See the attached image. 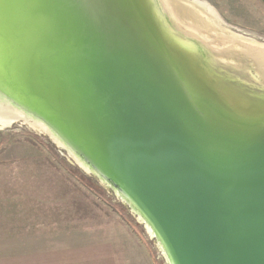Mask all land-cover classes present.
<instances>
[{"label": "water", "instance_id": "95a60500", "mask_svg": "<svg viewBox=\"0 0 264 264\" xmlns=\"http://www.w3.org/2000/svg\"><path fill=\"white\" fill-rule=\"evenodd\" d=\"M33 1L0 0L1 16L36 19L21 27L40 38L22 51L28 85L173 264H264V127L231 135L207 119L121 0Z\"/></svg>", "mask_w": 264, "mask_h": 264}, {"label": "bare ground", "instance_id": "6f19581e", "mask_svg": "<svg viewBox=\"0 0 264 264\" xmlns=\"http://www.w3.org/2000/svg\"><path fill=\"white\" fill-rule=\"evenodd\" d=\"M30 8L34 1L22 6ZM152 49L165 59L180 79L191 103L231 135H246L264 127V41L238 34L203 0H121ZM23 8V9H24ZM20 15H0V127L25 122L46 133L79 166L112 190L133 210L147 232L158 240L167 263L173 260L157 230L137 205L90 163L74 145V134L58 112L31 90L22 58L35 31L21 28L33 23ZM60 120V122L58 121ZM66 130L70 134L66 135ZM66 135V136H64ZM66 137H69L66 138ZM86 158V159H85Z\"/></svg>", "mask_w": 264, "mask_h": 264}, {"label": "rangeland", "instance_id": "374dc122", "mask_svg": "<svg viewBox=\"0 0 264 264\" xmlns=\"http://www.w3.org/2000/svg\"><path fill=\"white\" fill-rule=\"evenodd\" d=\"M238 34L264 41V8L258 0H203ZM3 178L57 175L91 212L126 264H168L158 240L109 188L87 173L49 135L25 122L0 127Z\"/></svg>", "mask_w": 264, "mask_h": 264}, {"label": "crops", "instance_id": "0c3cea01", "mask_svg": "<svg viewBox=\"0 0 264 264\" xmlns=\"http://www.w3.org/2000/svg\"><path fill=\"white\" fill-rule=\"evenodd\" d=\"M120 257L67 181L0 173V264H126Z\"/></svg>", "mask_w": 264, "mask_h": 264}]
</instances>
